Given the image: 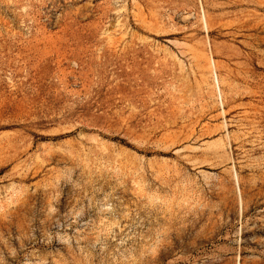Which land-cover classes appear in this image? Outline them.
<instances>
[{
    "label": "rangeland",
    "instance_id": "374dc122",
    "mask_svg": "<svg viewBox=\"0 0 264 264\" xmlns=\"http://www.w3.org/2000/svg\"><path fill=\"white\" fill-rule=\"evenodd\" d=\"M0 264H264V0H0Z\"/></svg>",
    "mask_w": 264,
    "mask_h": 264
},
{
    "label": "bare ground",
    "instance_id": "6f19581e",
    "mask_svg": "<svg viewBox=\"0 0 264 264\" xmlns=\"http://www.w3.org/2000/svg\"><path fill=\"white\" fill-rule=\"evenodd\" d=\"M213 66H214V64H213ZM214 69H215V73H216V66H214ZM216 77H217V75H216ZM216 80H217V78H216ZM218 83V82H217Z\"/></svg>",
    "mask_w": 264,
    "mask_h": 264
}]
</instances>
